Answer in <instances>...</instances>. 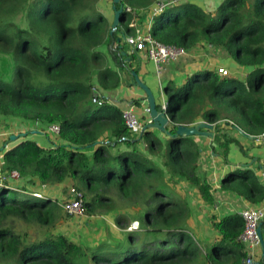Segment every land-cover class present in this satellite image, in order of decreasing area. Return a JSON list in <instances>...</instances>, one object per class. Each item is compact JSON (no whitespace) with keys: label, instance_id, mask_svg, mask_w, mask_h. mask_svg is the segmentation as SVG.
I'll use <instances>...</instances> for the list:
<instances>
[{"label":"trees","instance_id":"obj_1","mask_svg":"<svg viewBox=\"0 0 264 264\" xmlns=\"http://www.w3.org/2000/svg\"><path fill=\"white\" fill-rule=\"evenodd\" d=\"M100 1L0 0V118L58 124L62 140L52 147L21 141L5 151L0 174L17 171L30 185L72 179L84 192L86 214L98 208L115 211L110 195L118 181L127 200L144 195L143 205L135 209L144 236L127 231V241L125 236H110L85 246L56 230L61 202L34 196L25 187L26 192L4 188L0 264H243L247 251L239 239L244 229L240 213L211 218L220 237L205 247L192 233L189 202L171 198L155 181L160 174L170 186L188 181L213 203L211 185L197 171L198 144L189 136L168 137L165 154L154 129L139 139L118 105L108 99L101 106L92 102L93 83L116 88L124 66L137 61L135 52L130 63L121 54L129 49L121 36L132 32L128 24L133 15L124 11L121 26L111 33ZM155 1L123 0L133 8H147ZM20 12H25L27 27L13 21ZM152 34L164 44L187 50L207 44L251 68L245 80L202 70L178 89L168 86L172 120L192 125L201 116L218 124L216 141L225 154L237 140L226 137L223 122L252 135L264 134V0H222L213 11L180 0L155 18ZM222 187L254 204L264 202V184L250 170L228 173ZM144 209L140 216L138 211ZM123 220L117 217L119 224ZM16 222L24 227L18 229Z\"/></svg>","mask_w":264,"mask_h":264},{"label":"crops","instance_id":"obj_2","mask_svg":"<svg viewBox=\"0 0 264 264\" xmlns=\"http://www.w3.org/2000/svg\"><path fill=\"white\" fill-rule=\"evenodd\" d=\"M192 1L209 11L215 10L222 2V0ZM98 7L111 25L114 18L112 1L101 0ZM135 53L137 55V61L131 63L132 69H136L139 63V69L136 71L142 81L146 82L151 87L158 103H162V101L168 103L169 93L166 90L168 86H171L173 89H178L195 73L202 70L217 72L218 67H225L230 70L233 77L242 80H245L248 73L251 71V68L238 64L221 49L211 47L207 44L189 50L187 55L166 64L160 72H158L153 61L143 58L140 52ZM110 62L113 65L112 61ZM120 75L121 83L116 88L104 89L96 81L95 82L100 86L103 95L110 103L118 105L122 110L133 108L146 124L151 118L150 113L145 112V108L148 107L145 92L139 87L128 86L123 79L122 73ZM202 120L205 119L199 116L196 118L195 122ZM214 124L217 127L215 131L217 136L218 124ZM222 127L225 129L226 137L237 140V143L232 142L229 144L227 154L224 153L220 143L216 141V136L214 139L202 135L189 136L199 146L200 156L197 161V171L199 176L211 185V191L215 194L214 202L210 203L205 201L199 187L192 185L190 182L181 180L177 183V190L181 195L180 197L189 202L193 212L190 224L192 233L198 240L200 239L199 241L201 244L208 248L214 243L216 237H220L218 231L212 226L211 218L219 220L227 215L240 213V211L248 207L257 205H262L264 207V202L254 204L235 190L222 187L223 179L228 173H239L245 170L253 172L260 182L264 184V170L260 167L261 164L264 166V138L258 136V139L255 141L248 139L233 127H226L225 122H223ZM47 128L48 126L40 123H24L20 120L11 118H0V163L3 161L5 151L13 148L25 139L35 140L45 147H52L53 143L54 146L61 144L62 140L59 136L47 134ZM154 131L163 142L168 141V136L157 129H154ZM12 134L18 135V138L16 140H11L10 137ZM225 138L223 137L221 141H224ZM42 140H44V142ZM254 158L257 160L252 163ZM249 163L252 164L249 165ZM13 184L21 188L25 187L32 191L40 192L53 199L58 198L61 200L65 198L62 192L63 188L73 184V180L68 179L63 183L54 185L42 184L39 182H36L35 185H30L26 180L20 178L14 180ZM108 214L104 216L108 225L100 227L102 228V237L98 240H94L91 245L99 244L110 236L123 238V234L119 232V225L116 223V215H118V213H115V215L113 214L115 221H113V216L110 215V213ZM96 217L89 218L92 222H95L94 220L98 219ZM98 226L99 225H93L95 230ZM256 260L264 262L261 249L260 253L256 256ZM228 264H230V261Z\"/></svg>","mask_w":264,"mask_h":264},{"label":"built area","instance_id":"obj_3","mask_svg":"<svg viewBox=\"0 0 264 264\" xmlns=\"http://www.w3.org/2000/svg\"><path fill=\"white\" fill-rule=\"evenodd\" d=\"M180 0H157L147 8H133L125 5L124 11L133 15L129 22V27L132 32L123 34L121 37L125 45L129 49L140 52L142 57L151 60L155 63L158 72L162 71L166 64L171 63L189 53V50L178 47L176 45H168L156 39L152 34L155 18L164 12L166 9L178 4ZM217 73L221 76H230L232 73L225 67H218ZM92 102L99 106L105 103L107 99L98 84L93 83L91 86ZM161 109L167 110L168 103L162 101ZM146 113H150L149 106L145 108ZM123 118L129 130L140 135L144 131V121L139 114L133 109L128 108L123 110ZM47 134L60 135V126L58 124L48 125L46 130ZM264 138V134L261 136ZM20 175L17 171H13L8 175L0 174V190L7 188L12 191L26 192L21 187L13 184L14 180H18ZM34 196L42 197L44 194L31 191L29 192ZM65 213L73 217H83L85 213L86 197L84 192L77 189L76 186L71 184L68 187V192L63 202L60 203ZM244 219V229L240 234L239 239L246 246L247 256L243 260V264H255L256 256L260 253L261 240L258 234L259 223L264 219V207L253 206L240 211ZM141 227L139 220H134L128 226V231H136Z\"/></svg>","mask_w":264,"mask_h":264},{"label":"rangeland","instance_id":"obj_4","mask_svg":"<svg viewBox=\"0 0 264 264\" xmlns=\"http://www.w3.org/2000/svg\"><path fill=\"white\" fill-rule=\"evenodd\" d=\"M25 17H26L25 12H20L17 16H14L13 21L16 22V24L21 25L22 27H27L28 23H27V20ZM102 50L105 51L104 48H102ZM186 106L187 105L184 106V109L186 108ZM45 140H46V137H45ZM42 141L44 142V140H42ZM162 147H163V153L166 154L168 152V142H164V146H162ZM121 170L122 169H120L118 171V175H121ZM163 179H164V174H160V176L155 181H157L160 184L161 188H165V191L167 192L168 196H170L171 198L173 197V198L178 200V198H180L181 195L177 190V184L176 185L173 184L172 185L173 187H172V186H170V183L166 184L163 181ZM117 183H118V181H115L116 186H113L114 188H112V190H111L112 193L110 195V197L112 199L111 206H113V208H116L115 211H108L105 208H98L94 213L88 212L83 217H68L69 215H67V213H65L64 209L62 207H60L58 209L56 230L58 229V231L64 232L67 235L69 234L76 241L84 244L85 246H88V245H91V243H93L94 240H98L99 238L102 237V235H101L102 228H100V227H102V226L104 227V226L108 225L104 216H106V214L110 213V215H112L113 219H114V220L113 219H111V220L115 221L114 215H115V213H118V215H116V223H117V225H119V228H120L119 232L123 234V237L125 236L124 241L126 240V237L128 236L129 232L141 233L140 236L143 237L144 235L142 234V227H140L139 230L129 231V232H127L128 231L127 229H128V226L130 225V223L132 221L139 220V217H137V212H133V211L138 210L140 208V206L143 205L144 195L142 197L135 199L134 201L127 200V198H125L121 195L119 183L118 184ZM62 192H63V195H65L64 197H66V194L68 192V187H64ZM55 200L58 202H63V199L60 200L57 198ZM91 214H93V215H91ZM138 214L140 216L144 215L145 209L142 212L139 210ZM98 215H102V216H98ZM119 215H121L124 219L122 224H119L117 222V217ZM89 217L90 218L96 217L98 219L94 220L95 222H92V220H90ZM195 222H196V219H195ZM16 223H17L16 226L18 229H22L24 227L23 223H21V222H16ZM93 225H99V226L95 230ZM140 225H141V223H140Z\"/></svg>","mask_w":264,"mask_h":264},{"label":"water","instance_id":"obj_5","mask_svg":"<svg viewBox=\"0 0 264 264\" xmlns=\"http://www.w3.org/2000/svg\"><path fill=\"white\" fill-rule=\"evenodd\" d=\"M112 1V8L114 11V18L111 24V33L116 31L122 24V14L124 13V2L123 0H111ZM122 38H118V42H121ZM122 55L127 56L126 60L127 62H131V55L133 54V50H122ZM120 68H123L120 66ZM123 79L125 83L128 86H136L141 88L147 98V103L150 109V121L147 122L144 125V131L140 134L139 139H141L145 133V131H149L152 129H157L161 131L164 135L168 136L169 138L173 137H188V136H196V135H202L210 137L211 139H214L216 136V129L214 123L202 120L195 122L192 125H185V124H177L174 120L170 118L168 115L167 110L161 109L159 106L161 103H158V100L151 89V87L142 79L140 78L138 72L135 69H132L130 65H125L124 69L121 71ZM129 75V77H128ZM226 127H233L234 129L238 130L240 134H242L244 137L251 139V140H257V135H252L249 133H246L244 130H242L238 125H235L231 123L230 121H225ZM175 130V132H173ZM11 140H16L18 138V135L12 134ZM257 159L254 158L252 163L256 161ZM252 163H249L251 165ZM261 169L264 170L263 164L260 165ZM258 234L261 240V250H262V258L264 259V219L259 223L258 226ZM264 263L261 260L255 261V264H262Z\"/></svg>","mask_w":264,"mask_h":264},{"label":"clouds","instance_id":"obj_6","mask_svg":"<svg viewBox=\"0 0 264 264\" xmlns=\"http://www.w3.org/2000/svg\"><path fill=\"white\" fill-rule=\"evenodd\" d=\"M134 52V51H133Z\"/></svg>","mask_w":264,"mask_h":264}]
</instances>
